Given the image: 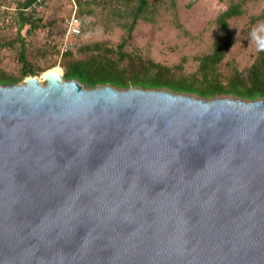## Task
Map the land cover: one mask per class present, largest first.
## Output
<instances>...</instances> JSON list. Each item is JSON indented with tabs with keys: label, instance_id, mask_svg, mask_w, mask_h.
<instances>
[{
	"label": "water",
	"instance_id": "1",
	"mask_svg": "<svg viewBox=\"0 0 264 264\" xmlns=\"http://www.w3.org/2000/svg\"><path fill=\"white\" fill-rule=\"evenodd\" d=\"M51 69L0 84V264H264V99Z\"/></svg>",
	"mask_w": 264,
	"mask_h": 264
},
{
	"label": "trees",
	"instance_id": "2",
	"mask_svg": "<svg viewBox=\"0 0 264 264\" xmlns=\"http://www.w3.org/2000/svg\"><path fill=\"white\" fill-rule=\"evenodd\" d=\"M36 1L38 0H15L20 43L18 46L10 45V48L18 53L20 68L17 74L0 68V84H19L29 75H40L60 66L66 80L77 79L87 88L112 85L119 89H128L134 86L143 89H166L207 100L217 97H235L249 101L264 99V42L258 47L253 62L243 69L236 60H226L233 46V32L229 22L244 14L245 6L252 0H233L218 13L214 19L217 31L212 46L208 51L194 56L196 67L193 71L186 70L187 58L167 65L127 49L137 22L151 9L149 0H74L79 16H92L97 8L108 5L125 6L131 19L127 27L125 25L126 36L115 46L94 42L82 43L77 47L79 38L75 46L77 50L74 48L61 55L63 30L58 49L54 51L57 59L47 66L36 67L27 58V43L21 36V30L26 26L32 31L42 26L43 20L38 15V9L32 7ZM195 1L191 0L190 5ZM6 2L7 0H0V6L6 7ZM6 13L5 10L2 12ZM258 21H264V7L258 14L250 17V27Z\"/></svg>",
	"mask_w": 264,
	"mask_h": 264
},
{
	"label": "rangeland",
	"instance_id": "3",
	"mask_svg": "<svg viewBox=\"0 0 264 264\" xmlns=\"http://www.w3.org/2000/svg\"><path fill=\"white\" fill-rule=\"evenodd\" d=\"M43 1V7L38 9L42 26L35 31L28 30L27 26L21 30L27 43V58L36 67L47 66L57 59L54 51L58 49L65 19L74 11L78 14L74 0ZM190 1L149 0L151 9L137 22L127 49L167 65L187 58L186 70L193 71L196 67L194 56L208 51L215 39V17L233 0H196L192 5ZM5 5L0 6V68L17 74L20 68L18 53L10 48V45L20 43L15 0H7ZM263 7L264 0H252L245 6L244 14L229 22L233 46L226 60H236L241 69L253 62L258 47L264 42V21L249 25L250 17ZM4 10L6 14H2ZM80 16L84 25L77 47L94 42L115 46L126 36L125 25L127 27L131 20L122 5L100 7L92 16ZM43 74L36 76L45 84Z\"/></svg>",
	"mask_w": 264,
	"mask_h": 264
},
{
	"label": "built area",
	"instance_id": "4",
	"mask_svg": "<svg viewBox=\"0 0 264 264\" xmlns=\"http://www.w3.org/2000/svg\"><path fill=\"white\" fill-rule=\"evenodd\" d=\"M43 0H38L33 4V8L40 9L43 7ZM83 19L74 11L65 19V29L60 46V54L73 50L82 34Z\"/></svg>",
	"mask_w": 264,
	"mask_h": 264
},
{
	"label": "bare ground",
	"instance_id": "5",
	"mask_svg": "<svg viewBox=\"0 0 264 264\" xmlns=\"http://www.w3.org/2000/svg\"><path fill=\"white\" fill-rule=\"evenodd\" d=\"M51 71H56V72H60L61 73L62 69L57 66V67L52 68Z\"/></svg>",
	"mask_w": 264,
	"mask_h": 264
}]
</instances>
